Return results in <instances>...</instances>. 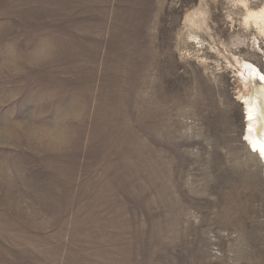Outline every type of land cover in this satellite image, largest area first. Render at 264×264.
Returning a JSON list of instances; mask_svg holds the SVG:
<instances>
[{
	"label": "rangeland",
	"instance_id": "rangeland-1",
	"mask_svg": "<svg viewBox=\"0 0 264 264\" xmlns=\"http://www.w3.org/2000/svg\"><path fill=\"white\" fill-rule=\"evenodd\" d=\"M261 14L0 0V264H264Z\"/></svg>",
	"mask_w": 264,
	"mask_h": 264
},
{
	"label": "bare ground",
	"instance_id": "bare-ground-1",
	"mask_svg": "<svg viewBox=\"0 0 264 264\" xmlns=\"http://www.w3.org/2000/svg\"><path fill=\"white\" fill-rule=\"evenodd\" d=\"M261 17H264V14H261ZM244 66L249 75L248 77L244 75V80L253 85L250 96L242 98L241 101L245 106L244 115L248 124L246 139L260 160L264 162V154H262L264 153V71L260 72L248 63Z\"/></svg>",
	"mask_w": 264,
	"mask_h": 264
},
{
	"label": "snow or ice",
	"instance_id": "snow-or-ice-1",
	"mask_svg": "<svg viewBox=\"0 0 264 264\" xmlns=\"http://www.w3.org/2000/svg\"><path fill=\"white\" fill-rule=\"evenodd\" d=\"M262 154H264V153H262Z\"/></svg>",
	"mask_w": 264,
	"mask_h": 264
}]
</instances>
